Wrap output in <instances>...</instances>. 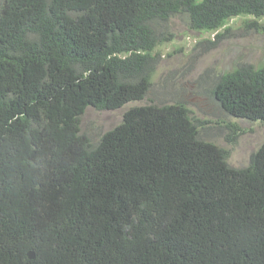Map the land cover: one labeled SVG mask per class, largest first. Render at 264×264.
<instances>
[{"label":"trees","instance_id":"1","mask_svg":"<svg viewBox=\"0 0 264 264\" xmlns=\"http://www.w3.org/2000/svg\"><path fill=\"white\" fill-rule=\"evenodd\" d=\"M177 16L216 48L234 19L259 31L264 0H0V264H264V143L232 168L181 102L80 132L88 107L145 98ZM211 93L264 123V65Z\"/></svg>","mask_w":264,"mask_h":264},{"label":"rangeland","instance_id":"2","mask_svg":"<svg viewBox=\"0 0 264 264\" xmlns=\"http://www.w3.org/2000/svg\"><path fill=\"white\" fill-rule=\"evenodd\" d=\"M252 18H237L229 23L227 37L216 48L210 43L216 34L195 32L188 28L187 19L174 17L169 27L170 41L156 48L159 60L152 78V86L141 101L130 102L116 111H100L88 107L81 117L80 132L92 144L118 126L124 114L134 107L183 103L194 120L202 122L201 138L231 151L229 165L246 168L264 143V123L234 119L227 116L215 101L211 90L219 76L238 65H264V20L258 31L247 27ZM237 123L242 133L234 146L227 140L232 132L228 123Z\"/></svg>","mask_w":264,"mask_h":264},{"label":"water","instance_id":"3","mask_svg":"<svg viewBox=\"0 0 264 264\" xmlns=\"http://www.w3.org/2000/svg\"><path fill=\"white\" fill-rule=\"evenodd\" d=\"M28 255H29V258H30V259H34V255H33V253L30 252Z\"/></svg>","mask_w":264,"mask_h":264}]
</instances>
